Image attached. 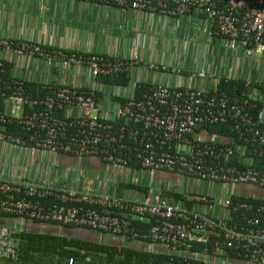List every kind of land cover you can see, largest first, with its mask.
I'll return each mask as SVG.
<instances>
[{"label": "built area", "instance_id": "obj_1", "mask_svg": "<svg viewBox=\"0 0 264 264\" xmlns=\"http://www.w3.org/2000/svg\"><path fill=\"white\" fill-rule=\"evenodd\" d=\"M78 1L159 19L163 24L173 22V31L183 17L203 16L228 50H241L251 57L258 47L264 52V0ZM5 54L40 60L55 73L79 71L87 87L61 85L53 79L41 87L43 96L32 98L28 82L8 74ZM139 67L135 59L0 38V101L4 105L0 142L36 150L44 157L95 156L123 177L114 191L101 192L94 188V181L88 182L92 190L80 188L81 177L68 167L58 177L37 181L0 173V217L86 227L177 251L193 252L215 235L242 259L264 262V199L242 198L232 191L242 184L264 188V168L251 166L254 160L264 163V82L245 80L243 88L235 86L230 91L217 85L192 87L193 78L206 81L210 77L200 70L186 76V86H170L141 81ZM148 69L155 72L158 67L151 64ZM170 72L182 77L177 66ZM120 75L129 79L127 86L99 84L101 76ZM216 124L226 125L232 135L209 132L207 128ZM158 170L219 184L223 190L218 196L179 193L170 183L132 177ZM132 181L147 185L148 192L126 188ZM162 192L181 194L182 200H171ZM135 216L147 220L141 222L150 227L145 231L132 227ZM15 234L0 228V259L16 257Z\"/></svg>", "mask_w": 264, "mask_h": 264}, {"label": "crops", "instance_id": "obj_2", "mask_svg": "<svg viewBox=\"0 0 264 264\" xmlns=\"http://www.w3.org/2000/svg\"><path fill=\"white\" fill-rule=\"evenodd\" d=\"M110 8L113 7L78 0H0V38L32 41L46 47L65 51L135 59L139 62L140 67L137 69V75L141 81H154L170 86L184 87L189 84L186 76H195L200 70H205L211 75L210 77L207 76L206 81L193 78L191 80L192 87L208 89L213 85H217L218 77L237 79L230 77V75L220 74L217 69L215 71L211 67L216 64L214 63L215 59H213L211 65L208 63L207 59L210 60L208 56L216 58L215 53L222 51L221 45L225 41L214 33L213 26L204 17H183L179 28L176 29L177 31H173L171 29L173 22L163 24L159 19H144L137 14L119 10V13L126 18L122 21L124 30L129 25V43L123 41L121 43L116 37L113 44L109 40H97L98 37L92 31L84 30V26L76 22V13L78 12L83 14L89 10L96 12L97 10L106 9L105 12L108 13L111 11ZM203 40L210 47V51L205 52V58L202 57L204 49L201 44ZM174 44H176V48ZM199 47V56L195 54L191 57L194 50H198ZM212 48L213 53L211 54ZM222 48L224 49V46ZM234 54L240 58L244 56L241 50H237ZM3 57L9 75L36 86L43 87L47 82L55 79L61 85H70L77 88L87 87L86 79L79 71L69 70L55 73L40 60L25 59L11 54H5ZM151 64L157 65V71L151 72L148 69V65ZM163 66H166L165 70H162ZM176 66L181 69L182 77H177L170 72V69ZM133 74L135 75V73ZM99 84L102 86L103 83ZM5 154H11V158L14 154L16 156H37L40 160L43 159L42 163L46 161L48 166H51L48 168L53 169L51 172L56 174L64 168L59 165L63 163V161H60V155L44 157L36 150L15 148L0 142V156ZM94 167L78 164L68 168H71L73 173L76 172V175L80 173L83 176L86 171L97 172L98 174L107 170L106 165L98 168ZM146 181L157 182L153 173H146ZM182 181H186L189 185L188 191L212 195L210 191L212 188L211 183L198 182L177 176L175 182H170V184H178ZM220 189V191L223 190L221 186ZM232 191L236 194L241 193L242 188L236 186ZM0 264H3V262L0 261Z\"/></svg>", "mask_w": 264, "mask_h": 264}, {"label": "trees", "instance_id": "obj_3", "mask_svg": "<svg viewBox=\"0 0 264 264\" xmlns=\"http://www.w3.org/2000/svg\"><path fill=\"white\" fill-rule=\"evenodd\" d=\"M203 17V16H202ZM255 54V53H254ZM254 56V55H253ZM225 78L217 82L219 90H232L237 86L244 87L245 80L242 79H227ZM98 81L103 84L127 86L129 79L125 75L116 76H101ZM253 82V81H251ZM257 83V82H256ZM30 97H39L44 95L41 86L27 83ZM252 88V87H251ZM97 96H101L98 92ZM122 101L123 100H119ZM4 109V105L0 101V110ZM9 129V126H8ZM209 132L220 134L221 136H231L232 133L223 124H216L207 128ZM10 130L17 131L15 127L10 126ZM252 167L264 168V163L253 161ZM126 188L147 193L149 187L145 184L138 185L132 181L126 185ZM120 195V188L118 189ZM174 201H181V194L175 192H162ZM132 227L138 231H145L150 227V224L141 221H130ZM264 226V220L263 224ZM18 243L16 248V257L14 259H0L3 264H203L199 261L189 260L181 257L166 256L163 254H153L145 252H137L128 248L107 247L99 244H92L76 239H66L63 237L48 236L41 234H15ZM222 240L210 235L208 241L204 244H198L195 251L205 254H215L218 250H225L228 257L240 259L237 252L226 249L221 244ZM73 261V263H72Z\"/></svg>", "mask_w": 264, "mask_h": 264}, {"label": "rangeland", "instance_id": "obj_4", "mask_svg": "<svg viewBox=\"0 0 264 264\" xmlns=\"http://www.w3.org/2000/svg\"><path fill=\"white\" fill-rule=\"evenodd\" d=\"M110 10L111 11L108 12L109 14L105 12L106 9L97 10L96 12H92L91 10H89L83 14H81V12H78L76 13V22H78L80 25H83L84 30L92 31V33H94L95 36L98 37L97 40H109L113 44L115 38L117 37L121 43L122 41L124 43H129V25L127 26L126 30H124L122 21H124L126 18L119 13L122 10L119 11L114 8H110ZM206 41L203 40V43L201 44V47L204 49L202 56L203 58H205V52L210 51V47L208 46ZM174 46L176 48V44H174ZM221 46H224V49L221 47L222 51H218L217 53H215L216 58H213V56H208L210 60L207 59L210 65L213 62V59H215L214 63L216 64H214V66H211L215 71L217 69L220 74L230 75V77H235L237 79H243L253 82H264V52L261 47H258L256 49L253 57H248L244 54V56L240 58L235 56L234 52L236 53V51L230 50L229 52V50L225 47L224 42ZM212 53L213 48L211 49V54ZM195 54L199 56L200 47L198 48V50H194L191 57ZM16 114L17 109L14 108L13 115ZM42 160H40L37 156H16L14 154L13 158H11V154H5L4 156H0V173H3L5 175L11 173L12 175L14 174V176L20 175L21 177L32 181L53 178L54 176H57L59 174L52 173L51 171L53 169L48 168L50 165L48 166V163H46V161L42 163ZM30 161H32L31 164H29ZM146 173L147 172L140 174L136 173L132 177H134V180H137L140 177L146 180ZM73 174H75V176L81 177V184L79 185V187L86 191H90L93 189L91 185H88L89 181H94V188L98 189L101 192H107V190L114 191L117 186V182H120L123 178L120 177L121 174L120 176H118L115 172H112V169H107V171L98 174L97 172L91 173L89 171H86V174L84 176L80 173L76 175V172ZM171 185L172 189L179 193L191 192L188 191L189 185L186 181H182L178 184L171 183ZM211 187L212 188L210 191L212 195L218 196L221 192L220 185L211 183Z\"/></svg>", "mask_w": 264, "mask_h": 264}, {"label": "water", "instance_id": "obj_5", "mask_svg": "<svg viewBox=\"0 0 264 264\" xmlns=\"http://www.w3.org/2000/svg\"><path fill=\"white\" fill-rule=\"evenodd\" d=\"M59 164L63 167L75 166L81 164L83 166H95L94 168L103 167L105 164L95 156L84 157L79 159L72 155H60ZM154 179L157 182H175L178 175L173 173L158 170L153 172ZM242 188L241 193H237L242 198H253L258 200L264 199V188L257 187L252 184L239 185ZM237 186V187H239ZM127 217V215H124ZM132 220L144 221L140 217H132ZM0 228H7L9 230L25 233V234H41L48 236L63 237L66 239H76L92 244H99L107 247L128 248L137 252L163 254L172 257H181L189 260L199 261L203 264H264V262H253L246 259H236L228 257L226 253L205 254L202 252L191 251H177L171 250L168 247L159 244H152L147 241L128 239L125 236L103 233L99 230L90 229L86 227H68L59 224L37 222L30 219H18L9 216L0 217ZM208 234H216L209 231Z\"/></svg>", "mask_w": 264, "mask_h": 264}, {"label": "flooded vegetation", "instance_id": "obj_6", "mask_svg": "<svg viewBox=\"0 0 264 264\" xmlns=\"http://www.w3.org/2000/svg\"><path fill=\"white\" fill-rule=\"evenodd\" d=\"M72 263H73V261H72Z\"/></svg>", "mask_w": 264, "mask_h": 264}]
</instances>
